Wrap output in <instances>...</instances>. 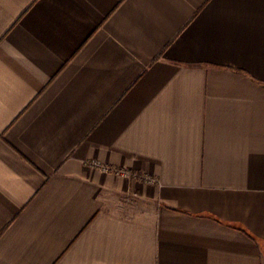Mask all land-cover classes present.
I'll use <instances>...</instances> for the list:
<instances>
[{
	"label": "crops",
	"instance_id": "0c3cea01",
	"mask_svg": "<svg viewBox=\"0 0 264 264\" xmlns=\"http://www.w3.org/2000/svg\"><path fill=\"white\" fill-rule=\"evenodd\" d=\"M0 264H264V0H0Z\"/></svg>",
	"mask_w": 264,
	"mask_h": 264
},
{
	"label": "built area",
	"instance_id": "2783aa9c",
	"mask_svg": "<svg viewBox=\"0 0 264 264\" xmlns=\"http://www.w3.org/2000/svg\"><path fill=\"white\" fill-rule=\"evenodd\" d=\"M87 166L91 169H98L104 174H114L116 176L123 177V178L133 177V174L131 171L114 169V168H111L110 166L104 165L101 162H97V161L89 162ZM143 181L148 184L156 183L154 178H151V177H146Z\"/></svg>",
	"mask_w": 264,
	"mask_h": 264
}]
</instances>
